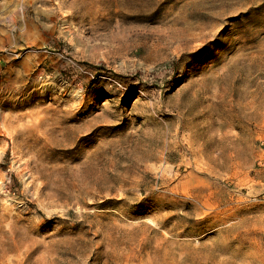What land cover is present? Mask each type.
I'll return each instance as SVG.
<instances>
[{"label":"rangeland","instance_id":"rangeland-1","mask_svg":"<svg viewBox=\"0 0 264 264\" xmlns=\"http://www.w3.org/2000/svg\"><path fill=\"white\" fill-rule=\"evenodd\" d=\"M0 264H264V0H0Z\"/></svg>","mask_w":264,"mask_h":264}]
</instances>
